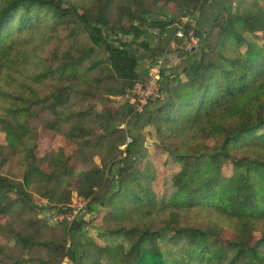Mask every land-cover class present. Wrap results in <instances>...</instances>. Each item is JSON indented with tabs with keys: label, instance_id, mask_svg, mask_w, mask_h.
<instances>
[{
	"label": "trees",
	"instance_id": "obj_1",
	"mask_svg": "<svg viewBox=\"0 0 264 264\" xmlns=\"http://www.w3.org/2000/svg\"><path fill=\"white\" fill-rule=\"evenodd\" d=\"M161 1L194 17L204 2L0 0V161L22 172L20 181L0 173V213L29 210L31 184L49 198L43 209L58 213L73 190L91 197L67 228V249L41 240L47 218L35 217L34 203V229H0L22 251L42 250L35 264H57L65 254L73 264H264V45L252 38L264 36V0H237L235 11L229 1L204 29L196 63L163 75L164 101L145 108L154 153L125 162L127 148L117 158L128 135L121 126L144 114L117 98L145 78L140 61L152 63L179 26L185 35L196 26L180 13L153 14ZM146 25L160 28L155 42ZM42 135L55 148L37 156ZM76 153L92 161L87 169L69 167ZM156 159L176 170L160 180ZM63 179L75 187L58 190ZM106 183L112 186L96 196ZM95 203L103 212L98 239L108 248L85 234Z\"/></svg>",
	"mask_w": 264,
	"mask_h": 264
},
{
	"label": "rangeland",
	"instance_id": "obj_2",
	"mask_svg": "<svg viewBox=\"0 0 264 264\" xmlns=\"http://www.w3.org/2000/svg\"><path fill=\"white\" fill-rule=\"evenodd\" d=\"M229 1L230 0H228V2ZM170 4H175L177 6L176 10H172V7ZM231 6H232L231 7L232 11H235L237 7V0H233L231 2ZM180 10L182 11L183 9L179 8V4L175 2L161 1L157 5L153 14L155 13L162 18H169L171 15L178 14ZM180 14H182L181 19L188 18V15L186 13H180ZM182 20H185V19H182ZM152 35L153 37L149 36L152 40L153 38H157V35L155 34H152ZM252 38L256 39L259 44L264 45V36L261 35V33L254 34ZM140 40L142 39L137 38L136 42H139ZM136 44H137L136 45L137 49L142 50V48L138 46V43ZM167 51H169V48L167 49ZM44 84L46 87L49 85L48 82H45ZM83 105L84 103H81L76 106H78V108H81V106ZM149 126L151 127L152 132L151 131H150L151 133L147 132L146 136L147 138H149V142L151 143V145L147 147L146 153L153 154L154 153L153 143L157 140V138H156V135L154 134L152 126L151 125ZM39 130L42 131L43 130L42 127H40ZM4 141H5V132L0 127V144H5ZM37 141L39 143V148L37 150V156H42L43 154L48 152L50 149L55 148V146L51 144L50 141H48V138L43 135L40 136L37 139ZM124 143L119 146V153H118L117 158H119L121 154L120 147H122ZM76 154L73 155L68 161L69 167L72 168L74 171H80L82 169H87L91 165L92 161L90 159H87L85 155L81 153H78L77 155ZM153 164L154 165L157 164V166L158 165L160 166V163L157 159L153 161ZM221 165H222V170L225 174H228L232 169V165L228 161L222 162ZM3 170L5 171L6 175L9 178H13L18 181L21 180L22 172L20 168L17 167L14 163L9 162V163H5L4 165H2L0 161V173H3ZM175 170L176 169L173 168L172 170L164 171L162 166H160L158 168L159 179L162 180L164 175H170ZM105 175L106 177L108 176V178L110 177L111 171H109V168L106 169ZM75 185L76 184H75L74 179H71V180L63 179V181L60 184H58V190L68 189V188L71 189V188H74ZM111 186H112L111 183H106L102 187L96 188L95 195L99 197L103 196L106 190L109 189ZM27 191L31 195L28 201V204L30 206L29 210H19V209L17 210L16 206H14L13 208L6 210L5 212H1L0 213V229L5 231L6 229L10 228L11 230L17 231L21 234H25L28 231H31L32 229H34V226H33V214L34 213H33V205H32L34 203L35 205L34 207L36 208L35 217L37 216V218L39 219L47 218V224H45L44 228H42L41 230V235H40L41 240H53V241L60 242V243L61 241H63L65 246L67 245V242L69 240V243L71 244V241L73 240V235L69 234L68 233L69 231L67 232V228L69 227L68 226L66 227L65 225H63L61 223L62 220L57 219L58 212L50 208L43 209L44 205L49 204V198H46L42 195L44 191L42 186L38 184H31L30 187L27 188ZM71 193H72L70 194L71 201L69 202V204H67L69 206L72 205V201L74 199V193L76 192L73 190ZM8 195L10 196V198H14V199L18 197L14 191L9 192ZM4 202L7 203L8 201H4ZM4 202H2V204H4ZM94 208H95L94 211H92L90 214L87 213L84 217V219L88 220V224L85 227V234L86 236H89L95 239L97 242L102 244L104 247L108 248L105 238L101 237L98 239V233L101 232L99 229L101 226V219L103 215V212H100V213L98 212L100 209H102L101 205H99L98 203H95ZM86 210H88V207ZM78 238L79 236L77 237V239ZM14 243H15L14 241H9L5 237L0 236V258L2 259V264H6L7 261L12 262L13 260L18 259V258H21L23 261H25L26 262L25 264H35L36 257L45 255V254H42V250H39V248H34V246L28 252L22 251L23 247L19 245L14 246ZM63 257L61 258V260L58 261L57 264H60L63 261L62 260Z\"/></svg>",
	"mask_w": 264,
	"mask_h": 264
},
{
	"label": "built area",
	"instance_id": "obj_3",
	"mask_svg": "<svg viewBox=\"0 0 264 264\" xmlns=\"http://www.w3.org/2000/svg\"><path fill=\"white\" fill-rule=\"evenodd\" d=\"M181 12V11H180ZM179 12V13H180ZM178 13V14H179ZM196 14V12H195ZM194 17L193 15L190 18H182V22L191 21V18ZM192 23V21H191ZM193 24V23H192ZM146 29L150 34L158 35L160 33L159 27H149L146 25ZM189 31L188 35H185L183 26H179V29L174 33L171 41L168 44V47L163 52L158 53L153 62L148 64L146 67V74L143 81L138 82L133 89L126 93L123 96H119L117 99L128 102L134 106V110L138 113L143 114L145 112V108L154 102L164 101L166 97V92L163 85V74L165 71L166 59L168 57L167 49H172L178 47L185 52L192 51V47L194 46V41L191 38ZM174 39H182L183 44L179 45L175 42ZM198 49V47H196ZM195 49V50H196ZM124 127V128H123ZM126 125H122L121 128L125 129ZM126 141L121 149V154L119 159H124L127 157V148L134 142V139L130 135L125 137ZM91 201L90 198H85L83 196L74 193V199L72 201V205H67L63 207V211L58 213L57 219L62 220L66 223V225L70 228L72 221L78 216L80 211L86 208V206ZM69 240L66 245V249L69 247ZM63 261L60 264H73V259L69 254H65Z\"/></svg>",
	"mask_w": 264,
	"mask_h": 264
},
{
	"label": "crops",
	"instance_id": "obj_4",
	"mask_svg": "<svg viewBox=\"0 0 264 264\" xmlns=\"http://www.w3.org/2000/svg\"><path fill=\"white\" fill-rule=\"evenodd\" d=\"M227 2L228 0H204L202 8L196 11L195 17L191 18L192 23L199 26L203 30L209 29L214 18L220 15L223 12L224 7L228 5L229 2ZM187 15L188 18L192 15L190 14V10ZM174 40L177 43L179 39ZM155 41L156 39L154 38L153 42ZM167 53L168 57L166 59L165 71L163 75H168L172 72H174L175 75H181L180 72L182 68L185 66H193L200 56V52H198V50L185 52L178 47L169 49ZM147 65V61H140L138 71H143V73L146 74ZM156 105L157 102L151 103L147 106V109L153 110ZM147 115L148 113H144L140 117L130 118L125 127L128 135L132 136L134 139L137 137L140 138L130 145V151L125 162L133 159L137 154L142 155L147 151L148 146H146V141L149 140V138H147L146 133L150 131L152 132L151 127L146 121Z\"/></svg>",
	"mask_w": 264,
	"mask_h": 264
},
{
	"label": "water",
	"instance_id": "obj_5",
	"mask_svg": "<svg viewBox=\"0 0 264 264\" xmlns=\"http://www.w3.org/2000/svg\"><path fill=\"white\" fill-rule=\"evenodd\" d=\"M191 38L194 41V46L192 47V51L196 49V47L202 45L204 43L205 33L202 28L199 26H195L190 34ZM149 140L146 141V146H149Z\"/></svg>",
	"mask_w": 264,
	"mask_h": 264
}]
</instances>
